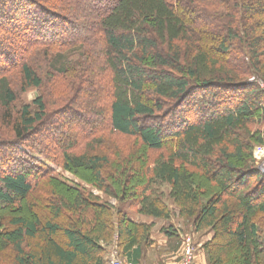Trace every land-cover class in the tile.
I'll return each instance as SVG.
<instances>
[{
    "label": "trees",
    "instance_id": "1",
    "mask_svg": "<svg viewBox=\"0 0 264 264\" xmlns=\"http://www.w3.org/2000/svg\"><path fill=\"white\" fill-rule=\"evenodd\" d=\"M7 5L0 30L22 45L0 35V145L30 168L0 173V264H108L115 238L126 251L149 241L152 225L129 221L128 200L139 215L186 221L206 237L208 264H264V172L253 160L264 145V89L249 81L264 82V33L249 27L248 0H0ZM61 85L52 99L57 90H47ZM94 85L106 89L96 111L82 102L100 95ZM30 90L32 102L19 100ZM72 93L76 119L93 120L87 130L68 124L71 139H55L52 161L78 185L17 149ZM168 108L185 114L167 121Z\"/></svg>",
    "mask_w": 264,
    "mask_h": 264
},
{
    "label": "rangeland",
    "instance_id": "2",
    "mask_svg": "<svg viewBox=\"0 0 264 264\" xmlns=\"http://www.w3.org/2000/svg\"><path fill=\"white\" fill-rule=\"evenodd\" d=\"M106 2L107 1L104 2V5H106ZM248 3H250L252 5V7H254L256 9V12L250 13V15H248L249 16V27H251V28L256 27L257 35L258 36H262V34L264 33V24H263L264 14L259 12V10H258L259 7H258V5H257L255 0H248ZM8 7H9V5H7L5 7H2L0 9V11L3 10V12L6 13V16H5L6 19L8 17L7 15L10 13V11H7ZM50 12H52V10ZM10 14L12 15V12ZM184 18L187 20L188 23H192V22L196 21L195 16L190 14V13H188V12L185 13ZM58 19L60 20V18H58ZM5 20H1L0 22L2 23V21H5ZM68 21L72 22V24L74 23V25H75L76 20L73 17H71ZM61 23H62V21H57L56 22V24H58V25L61 24ZM63 26L68 29L67 33L72 31L73 28H74V27L73 28L71 27V24L67 25V24L64 23ZM74 30H76V28ZM205 32H204V35H205ZM0 35L1 36L2 35L5 36L7 38V40L12 42L16 48H18V46L22 45L21 43H18L19 41H17L13 36H8L7 34H5V32H2L1 30H0ZM212 42H213V40L210 42V44H208V47L215 46ZM16 43H18L19 45H17ZM258 48H259L258 53L262 54V52H264V38H263V40H261L259 42ZM6 52H7L6 56L8 58H10L12 56V52H10V51H6ZM261 57H263V56H261ZM3 63H4V66L7 64L5 60L2 61V62L0 61V66H2ZM9 65L10 64H8V66ZM14 78H15V80H13V85H15L14 81H16L17 76H14ZM249 81L250 82H252V81L256 82L260 87H262L264 89V82L262 80H260L259 78L251 77L249 79ZM64 87H65L64 85H61L59 87L58 86L57 87H53V88L48 89L47 92L50 93L51 89L53 91L57 90L56 91V95L54 93L50 95L52 99H57L59 93L64 91ZM105 90L106 89H104V88H100V89L97 90L96 86L94 85V88L92 89V93H96V92L99 93L100 92V95H98L96 93V94H94L95 97H96L95 99H93L94 97H92V99L91 98H85V100H83V101L81 100V101L82 102H88L87 103L88 104L87 109H89L90 105H94V108H95V111H96V109L101 106L100 104H99V106H97L96 103L105 102V100L102 101V99L104 98V91ZM38 93L39 92L36 91V90H30L26 94L20 96L19 100H21V101L23 100L25 103L32 102L33 99H35V96ZM192 97L193 98L197 97L198 98L197 100L200 101V99H199L200 97L196 96V94H194ZM52 99H51V102H52ZM73 99H74V93H72L71 95L69 94L65 105L58 104V105L53 106V107L50 106L49 109H48L50 114H49L46 122H44L41 126L38 127V129L36 130L35 134L32 137V140L30 142H27L26 144L22 143L21 145H19V147L17 149H18V152H20V151L27 152L29 154V156H32L34 160L39 162V163L35 162V163H37V166H41L42 168H44L46 170H50L54 176H58L61 179H63L64 181H66V182H68L70 184L78 185L79 184V180L78 179H76L70 173L62 170V168L60 166H58L56 162L52 161V157H53L52 156V154H53L52 151L57 146L55 144V142H54L55 139L57 141L61 142V143H65V142H67V140L71 139V133H70L68 124L72 123L73 127L74 128L76 127L77 130L78 129L85 130V128L87 126V123L90 122L91 120H93V118H90L88 116L84 117V118H81V119H78V120L76 119L74 108L75 109H77V108L73 106L74 103L71 104L73 101H75ZM193 101H194V99H192L191 97L187 99V103H188V108L189 109L190 108L192 109L194 107V105L192 103ZM202 109L203 110H207V108H202ZM171 110H172L171 108H168V109H166L164 111L165 114H168L167 121H168V119L173 118V121H175L177 123V121H179V119L178 120L176 119V115L178 113L185 114L184 110H181V108L174 109V110H172V112H171ZM91 111H92V109H91ZM196 111L197 110H193L191 112V116L189 115L190 117L186 118V119H188L190 121L195 120L196 119V114H199ZM143 122L144 123H148V124H157V125L161 124L160 120H158V119H156L154 121H151L150 119H144ZM164 124H166V123H164ZM87 129L88 128H86V130ZM114 139L117 142V144H116L117 146L121 147L122 149H127V145H125L127 143V141H125V139L123 137L117 136ZM32 145L36 146L40 151H42L45 154L41 156V155H39V154H37L35 152L30 151V149L28 147L32 146ZM263 146L264 145L256 146L254 148V150H253V160H254L255 165L261 171L264 172V157L260 158L257 161L255 159V156H254L255 151L259 147H263ZM12 151H13V148H8V147H4L3 145H0V173L1 172L5 173L6 171H8L7 169H9L7 167H10V166L15 165V164L18 165L17 166L18 170H25V168H27V169L30 168L27 163H23L21 161L23 158H20L21 159L20 160L19 158H17V156L15 157L14 154L12 155V153H11ZM46 154H47V156H46ZM150 155L151 156H156L157 154L152 153ZM21 162H22V164H20ZM37 175L38 174H35L34 172H33V174H31L30 178H31L33 183H35L37 181L36 180ZM37 179H38V177H37ZM87 189H89L90 191H93L95 194H99L93 188H90V187L87 186ZM110 201L112 203H115L114 200H110ZM133 203H134L133 200H128L124 204H122L121 208H123L124 210L128 209L127 211L130 214L134 215V214H136V212H135L136 205H134ZM46 217H47L46 214H44L42 216V220L43 221L46 220ZM171 220L174 221V227H173V230L171 229V231L175 232L176 229L178 231H180L181 237H182L181 243H183V240L187 239V238L190 240V242L192 244L196 243L197 240L200 241L199 240L200 238L197 237L193 233L194 232L193 231V227L188 225V223L186 221H184L182 219H175V218H172ZM199 236H203V235L199 234ZM193 247H194V245H193Z\"/></svg>",
    "mask_w": 264,
    "mask_h": 264
},
{
    "label": "crops",
    "instance_id": "3",
    "mask_svg": "<svg viewBox=\"0 0 264 264\" xmlns=\"http://www.w3.org/2000/svg\"><path fill=\"white\" fill-rule=\"evenodd\" d=\"M129 221L152 225L148 243L133 246L130 250H122L117 238L106 249L104 259L109 264V255L115 254L121 264H179L182 251L181 233L176 229L172 232L170 226L174 227L173 220L155 219L139 214L128 213ZM200 241L193 243L195 248V259L193 264H208L207 254L203 248L206 237L199 236L193 232Z\"/></svg>",
    "mask_w": 264,
    "mask_h": 264
},
{
    "label": "built area",
    "instance_id": "4",
    "mask_svg": "<svg viewBox=\"0 0 264 264\" xmlns=\"http://www.w3.org/2000/svg\"><path fill=\"white\" fill-rule=\"evenodd\" d=\"M255 159L258 161L260 158L264 157V146L259 147L255 151ZM195 259V249L193 247V244L190 242V240L184 239L182 243V251H181V258L179 260V264H193ZM109 264H121V262L116 259L115 254L109 255Z\"/></svg>",
    "mask_w": 264,
    "mask_h": 264
}]
</instances>
